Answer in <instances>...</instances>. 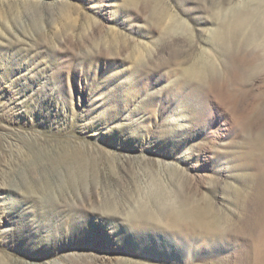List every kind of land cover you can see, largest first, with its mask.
I'll return each mask as SVG.
<instances>
[{
  "label": "rangeland",
  "instance_id": "rangeland-1",
  "mask_svg": "<svg viewBox=\"0 0 264 264\" xmlns=\"http://www.w3.org/2000/svg\"><path fill=\"white\" fill-rule=\"evenodd\" d=\"M248 39L264 0H0V264H264Z\"/></svg>",
  "mask_w": 264,
  "mask_h": 264
},
{
  "label": "bare ground",
  "instance_id": "bare-ground-1",
  "mask_svg": "<svg viewBox=\"0 0 264 264\" xmlns=\"http://www.w3.org/2000/svg\"><path fill=\"white\" fill-rule=\"evenodd\" d=\"M220 39L232 42V44H235L237 46V42H236V40H234L233 35H229V36L224 37V38L222 37ZM242 45H244V48H247L249 46H250V48L252 47V56H254V59L252 62H249V61L246 62V61L241 60V59H236L238 61L237 67L231 68L228 71V76H229V79L234 80L235 82H238V83L246 82V80L248 79V76H249V75H245L241 71V69H242V68H240L241 66H244L247 64L251 65L253 67L252 72H251L252 76H257L259 73L264 72V45H262L261 43L255 44V42L253 40H249V39ZM235 53H236V51H235ZM235 53H233V54H235ZM228 57H229V55H228ZM254 60H259L258 66H254V64H253ZM214 73H215L214 69H212V68L208 69V67H207L206 70H204V68H203V70L199 69V71H196L194 73V75L197 79H199L201 81L203 80V82H204V79H206L207 77H211V79H212V91L214 93H216L217 96L222 100L221 102L224 101L225 104L226 103L230 104L231 109L234 113H239V112L245 113V112H247V108L244 106L247 103V101L251 98L249 96L250 93L241 89V86H240V88L238 87L237 89L236 88H230L231 84L229 85V83H227V82H224L221 85L217 84V82L215 80L216 78H214L215 77ZM253 117H254L253 114H252V116H251V114H250V116L246 115V117H244V119H243L242 124L247 126V128L251 127L250 125L252 123ZM251 144L259 146L255 140H252ZM260 147H261V145H260ZM196 225H197V223H196ZM204 232H207V229H204Z\"/></svg>",
  "mask_w": 264,
  "mask_h": 264
}]
</instances>
